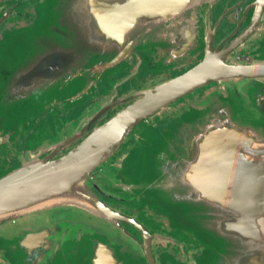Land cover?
<instances>
[{
	"label": "water",
	"instance_id": "obj_1",
	"mask_svg": "<svg viewBox=\"0 0 264 264\" xmlns=\"http://www.w3.org/2000/svg\"><path fill=\"white\" fill-rule=\"evenodd\" d=\"M214 1L44 0L34 23L45 22L49 34L42 36L43 47L36 49L37 54L32 55V49L22 59L18 92L25 95L39 90L36 100L43 94L41 89L55 95L70 92L71 99L83 98L96 91L109 73L125 66L137 48L174 42V25L180 28L179 49L189 51L195 42L190 14L200 4ZM252 7L254 23L264 12V0ZM201 48L204 61L198 67L147 92L70 152L59 154V146L25 150L21 164L6 168L0 176V224L58 206H75L111 221L121 218L88 180L97 168L118 159L121 147L141 121L212 81L264 78V59L233 65L213 44ZM0 122L2 144L15 131L10 129V115L3 114ZM158 160L166 180L155 182L170 192L169 199L180 206V214H198L208 224V248L191 264H264L262 142L232 121H217L199 139L193 160L182 158L175 150ZM129 184L133 191L141 187L133 181ZM162 262L178 264L170 254L164 255ZM151 264H156L154 258Z\"/></svg>",
	"mask_w": 264,
	"mask_h": 264
},
{
	"label": "flooded vegetation",
	"instance_id": "obj_2",
	"mask_svg": "<svg viewBox=\"0 0 264 264\" xmlns=\"http://www.w3.org/2000/svg\"><path fill=\"white\" fill-rule=\"evenodd\" d=\"M43 1L0 0V37L13 33L20 21L33 22ZM257 1L204 2L188 19L195 41L189 51L179 49L180 28L174 25V47L171 43L139 47L96 91L80 99L57 96L47 101L19 139L15 133L13 141L0 144V168L9 160L18 163L28 148L25 145L47 131L53 135L37 149L59 146V154L70 152L147 92L198 67L204 61L201 46L207 43L223 52L229 64L264 59V12L253 23L252 5ZM7 81L18 95V68ZM217 121H232L264 144V78L212 81L141 121L140 132L126 141L118 159L97 168L88 180L100 199L122 217L111 221L75 206H58L5 221L0 224V264H151L152 258L163 264L166 254L183 258L200 254L208 247L204 240L175 227L165 213H155L116 171L130 162L136 148L160 138L165 139L164 148L193 160L199 139ZM207 227L204 223L201 231H208Z\"/></svg>",
	"mask_w": 264,
	"mask_h": 264
},
{
	"label": "rangeland",
	"instance_id": "obj_3",
	"mask_svg": "<svg viewBox=\"0 0 264 264\" xmlns=\"http://www.w3.org/2000/svg\"><path fill=\"white\" fill-rule=\"evenodd\" d=\"M52 19L53 18L50 17V21H52ZM47 21H49V19ZM34 22L35 18L33 22L20 21L18 22V25H16L17 29H15L13 33H3V36L0 37V116H3V114L10 115V129L18 134V139L21 137L19 134L24 131V128L27 130L29 129V125L27 124L29 119L34 116L47 101L55 99L57 96H70V92H62L55 95V93L51 92V90L41 89L43 94L38 95V99L36 100L35 93L39 90H35L34 93L28 91L25 94L27 96L21 94V91H19L17 95L15 87L13 85L10 86V84L8 85V77L13 75L15 70L20 66L22 59L28 57L30 52H32V49H35L32 52V55L35 52L37 54L39 50L38 48L43 47V44H41L42 36L49 34L46 31L47 26L45 22ZM6 96L8 99L5 98ZM141 125L142 124H140V126L138 125L131 132L128 139H131V136L140 132L139 129L142 127ZM14 135L11 136L10 141L15 139ZM51 135H53V133L47 131L44 135L35 137L28 146L25 145L24 149L28 147L26 149L28 152L38 151V145L42 143L44 138ZM149 136L154 139V134ZM164 141V138H160L158 141H151L150 143L147 142L146 145L144 144L145 146L143 145L144 148H136L130 162L127 161L124 163V167L122 169H118L116 173L120 176L121 180L127 181L128 183L133 181L140 184V191H134L133 193L143 198L146 203L153 208L155 213L158 215L166 213L170 217V221L174 223L175 227L193 232L199 238L204 240L203 242L206 246H208L210 238H208V234L206 232L203 233L201 231V226L204 224L202 221L203 218H201L198 214L197 216L180 214L181 211L177 209L180 206H178L175 202H171L169 199L170 192L164 188V185H159L155 182L157 179L162 181L166 180V178H164L165 176L163 175V171L159 170L161 163L158 159H160L161 156H164L165 152L172 153L171 150L163 147ZM21 147L18 146V151H20ZM125 149L124 145L121 149L122 152H124ZM19 159L18 163L10 160L7 165H5V163V166L0 168V176L6 172V168L18 167L21 164V156ZM110 164L111 161H108L101 167H106ZM113 168L115 170L117 169L116 167ZM148 171L149 173H147ZM134 174L140 177L136 178L132 176ZM137 180H139V182H137ZM153 181L154 184L151 183ZM185 210L187 211V208ZM207 248L208 247L205 249ZM203 251L198 255H192L190 258L177 257L174 255V261L178 264H191L195 260L202 257L201 255L203 254ZM203 263L208 264V262Z\"/></svg>",
	"mask_w": 264,
	"mask_h": 264
}]
</instances>
